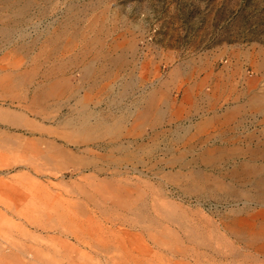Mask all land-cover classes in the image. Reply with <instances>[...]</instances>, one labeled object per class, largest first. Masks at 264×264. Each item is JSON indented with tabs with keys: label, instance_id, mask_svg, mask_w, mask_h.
Segmentation results:
<instances>
[{
	"label": "rangeland",
	"instance_id": "obj_1",
	"mask_svg": "<svg viewBox=\"0 0 264 264\" xmlns=\"http://www.w3.org/2000/svg\"><path fill=\"white\" fill-rule=\"evenodd\" d=\"M0 264H264V0H0Z\"/></svg>",
	"mask_w": 264,
	"mask_h": 264
},
{
	"label": "bare ground",
	"instance_id": "obj_2",
	"mask_svg": "<svg viewBox=\"0 0 264 264\" xmlns=\"http://www.w3.org/2000/svg\"><path fill=\"white\" fill-rule=\"evenodd\" d=\"M73 235H75V233H74ZM77 239H78V238H77ZM21 247H23V246H21ZM21 247H20V248H21ZM23 248H24V247H23ZM21 249H22V248H21ZM28 251H31V250H28ZM24 252H25V251H24Z\"/></svg>",
	"mask_w": 264,
	"mask_h": 264
}]
</instances>
